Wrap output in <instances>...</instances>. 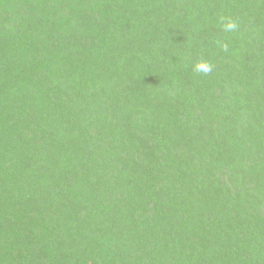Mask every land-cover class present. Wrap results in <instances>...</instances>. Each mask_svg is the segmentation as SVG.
I'll return each mask as SVG.
<instances>
[{
	"label": "trees",
	"instance_id": "1",
	"mask_svg": "<svg viewBox=\"0 0 264 264\" xmlns=\"http://www.w3.org/2000/svg\"><path fill=\"white\" fill-rule=\"evenodd\" d=\"M0 264H264V0H0Z\"/></svg>",
	"mask_w": 264,
	"mask_h": 264
},
{
	"label": "clouds",
	"instance_id": "2",
	"mask_svg": "<svg viewBox=\"0 0 264 264\" xmlns=\"http://www.w3.org/2000/svg\"><path fill=\"white\" fill-rule=\"evenodd\" d=\"M217 23L220 26V30L224 33H235L239 31V22L230 15H226L223 12L218 14ZM215 46L222 52L229 50V43L225 39H216L214 41ZM215 65L209 61L200 57L192 64V71L200 76H209L213 73Z\"/></svg>",
	"mask_w": 264,
	"mask_h": 264
}]
</instances>
